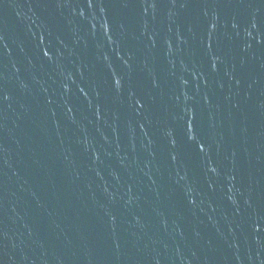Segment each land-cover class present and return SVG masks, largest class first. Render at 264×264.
Masks as SVG:
<instances>
[{
  "label": "water",
  "instance_id": "water-1",
  "mask_svg": "<svg viewBox=\"0 0 264 264\" xmlns=\"http://www.w3.org/2000/svg\"><path fill=\"white\" fill-rule=\"evenodd\" d=\"M0 264H264V0H0Z\"/></svg>",
  "mask_w": 264,
  "mask_h": 264
}]
</instances>
